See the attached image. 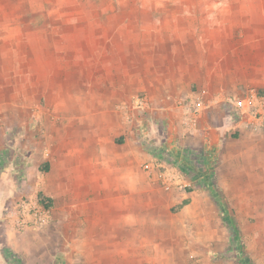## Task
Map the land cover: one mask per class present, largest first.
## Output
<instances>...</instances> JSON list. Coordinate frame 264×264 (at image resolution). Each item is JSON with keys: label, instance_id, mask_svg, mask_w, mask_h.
Listing matches in <instances>:
<instances>
[{"label": "crops", "instance_id": "0c3cea01", "mask_svg": "<svg viewBox=\"0 0 264 264\" xmlns=\"http://www.w3.org/2000/svg\"><path fill=\"white\" fill-rule=\"evenodd\" d=\"M3 7H0V204L6 206L3 215L6 227L15 230L17 204L27 200L44 211L35 226L18 229H43L59 220L63 225L73 224L72 255L119 256L127 255L129 249L137 253L145 203H161L152 193L161 182L159 167L163 164H158L156 157L144 148L139 135L144 131L133 118L131 99L142 94L147 110L161 121L157 128L165 140H158L153 133L148 142L170 147L174 152L200 150L213 156V147L227 137L229 128H235L223 102L243 97L250 89L264 95V25L240 24L236 30L240 37L233 34L228 39L219 24L173 26L171 32H177L178 38L163 40L168 49L163 53L167 59L164 66L160 60L155 61L160 55L149 50L158 47L159 36L147 39L144 36L138 43L141 52L132 55L137 66L130 70V59L123 60L116 75L117 83L104 88L94 103L85 108L88 114L82 116L79 106H73L70 118L58 122L55 128L44 124V135L37 142L30 136H21L35 126L27 118V115L31 118L32 105L26 102L27 96H32L34 42L27 36L32 25L28 29L26 24L11 22L17 15L32 13ZM156 27L140 28L143 32L153 28L155 32ZM18 28L27 36L25 39L17 40ZM206 28L212 32L208 39L194 34ZM157 32H161L160 26ZM36 47L40 56L41 49L49 48L43 43ZM47 54L45 51L42 56ZM130 82L136 83L135 90H129ZM202 92L205 94L201 115L195 127L187 129L181 104ZM80 93L81 89L72 91L74 96ZM237 133L247 131L241 128ZM18 146L22 148L17 149ZM7 150L12 153L10 164L2 162ZM146 192L151 193L148 199ZM39 194L52 203L50 208L41 204Z\"/></svg>", "mask_w": 264, "mask_h": 264}, {"label": "rangeland", "instance_id": "374dc122", "mask_svg": "<svg viewBox=\"0 0 264 264\" xmlns=\"http://www.w3.org/2000/svg\"><path fill=\"white\" fill-rule=\"evenodd\" d=\"M3 6L32 13L17 15L11 22L32 25L27 33L34 42L32 96L26 102L32 105L27 118L35 126L21 136L37 142L44 135L42 126L55 128L66 121L73 106H79L82 116L88 114L85 108L104 88L117 83L123 60L130 59V70L137 66L132 55L141 52L138 43L144 36H159L158 47L149 50L160 55L155 61L164 66L163 53L168 49L163 40L178 38L177 32H171L173 26L219 24L228 39L233 34L240 37L236 32L240 24L264 25V0H14L0 3ZM143 25L157 27L155 32L153 28L143 32ZM194 34L208 39L212 32L206 28ZM16 35L17 40L27 37L20 28ZM39 43L48 44L41 50L49 56H40ZM129 84V90L136 89L135 82ZM78 89L80 95L74 96L72 91ZM143 98L135 95L130 101L133 118L144 131L139 135L148 141L154 133L158 140H165L157 128L161 121L139 106ZM234 129L229 128L227 137L213 147L214 162L207 174L200 165L195 171L185 170L182 164H168L155 154L163 166L159 167L161 182L152 194L161 203H145L137 253L129 249L127 255L119 256L72 255L73 224L56 220L43 229L25 231L13 226L16 231H10L3 216L6 206L0 204V264H264V134H239ZM8 151L2 162L10 164ZM209 174L213 181L208 185L201 177ZM163 177L177 184L165 185ZM146 194L148 199L151 193Z\"/></svg>", "mask_w": 264, "mask_h": 264}, {"label": "built area", "instance_id": "2783aa9c", "mask_svg": "<svg viewBox=\"0 0 264 264\" xmlns=\"http://www.w3.org/2000/svg\"><path fill=\"white\" fill-rule=\"evenodd\" d=\"M204 94L205 92H202L194 99L189 98L181 104L185 117L184 124L187 129L194 128L198 122L201 109L204 106ZM139 106L145 107L143 100L139 101ZM223 107L229 118L235 123L236 130L242 128L247 132L264 134V95L260 91L250 89L243 97L226 99L223 102ZM163 182L169 186L177 184L167 177H163ZM39 209L33 207L27 200L19 202L15 210L13 225L16 228L35 226L41 220L40 212L44 211ZM11 215L10 212L9 217Z\"/></svg>", "mask_w": 264, "mask_h": 264}, {"label": "trees", "instance_id": "16d2710c", "mask_svg": "<svg viewBox=\"0 0 264 264\" xmlns=\"http://www.w3.org/2000/svg\"><path fill=\"white\" fill-rule=\"evenodd\" d=\"M146 140H143V145L144 148L152 155L155 156V154H158L161 157V160H166L168 164H182V166L184 167L185 170H191V171H195L196 167L198 165H200L203 170L206 171L207 174V168L209 166H211V163L214 162L213 157L210 156L208 153L204 152V153H194V151L190 150V149H184V150H180L179 153H176L173 151L172 148L170 147H164V146H156L154 145L152 142H145ZM159 152H158V151ZM156 151L158 153H156ZM201 178H203L204 180H206V183L209 185V183L211 181H213V176L212 174L209 175H203ZM39 199L41 204L45 207V208H50L52 206V203L50 201H48L46 199V197H44L42 194H39ZM228 218V223H230L233 227V234L235 235L237 240H240V234L239 231L235 228V226H233L232 222H231V218ZM19 264V263H16Z\"/></svg>", "mask_w": 264, "mask_h": 264}]
</instances>
